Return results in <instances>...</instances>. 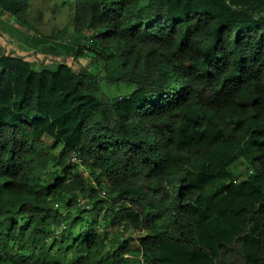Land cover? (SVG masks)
I'll use <instances>...</instances> for the list:
<instances>
[{
    "label": "trees",
    "instance_id": "1",
    "mask_svg": "<svg viewBox=\"0 0 264 264\" xmlns=\"http://www.w3.org/2000/svg\"><path fill=\"white\" fill-rule=\"evenodd\" d=\"M70 26L56 71L0 47V264H264V0H75Z\"/></svg>",
    "mask_w": 264,
    "mask_h": 264
},
{
    "label": "rangeland",
    "instance_id": "2",
    "mask_svg": "<svg viewBox=\"0 0 264 264\" xmlns=\"http://www.w3.org/2000/svg\"><path fill=\"white\" fill-rule=\"evenodd\" d=\"M142 1L143 3H147L149 0ZM29 4V10L32 13L33 18L35 17L37 20H31L27 28H24L16 22L15 17L9 16L0 23V41L5 42L8 40L10 41L9 49L12 51L16 49L19 53L24 55L28 54V60L34 63L36 70H40V67L45 65V69L56 71L59 63L63 62V60L69 57V55L72 56L77 51L78 46L89 44L88 39H78V37H75L71 31L70 20L73 19L75 0H29ZM49 33L51 34L49 35ZM32 38H36L35 42L32 41ZM1 42L0 44H2ZM46 45L56 46L58 54L57 56L52 55L51 57L53 59L42 63L41 59L44 58L43 54L39 58L33 56L31 53L37 49H43ZM90 62L91 59L89 58L82 59L80 63H75L73 68L75 70L82 69L84 66L90 64ZM68 63L73 65L74 62L72 59H69ZM94 67L95 66L92 67L93 70ZM121 88L123 89V87ZM130 89L132 90V88ZM104 90L113 96L115 93H121V91H117V87L107 88L104 86ZM52 169L58 170L55 166ZM231 170L237 181L246 179L247 169L243 162H238ZM9 224L10 220H2L0 222V231H6ZM87 229L88 222L85 221L75 226L73 231L75 234H80ZM101 229L103 230L104 227L101 226ZM60 232L61 231H59L58 235ZM54 254L63 264H70L76 258L74 250L71 252H65L59 247L54 248Z\"/></svg>",
    "mask_w": 264,
    "mask_h": 264
},
{
    "label": "crops",
    "instance_id": "3",
    "mask_svg": "<svg viewBox=\"0 0 264 264\" xmlns=\"http://www.w3.org/2000/svg\"><path fill=\"white\" fill-rule=\"evenodd\" d=\"M10 15H6V14H4V13H0V23L4 20V19H6V18H8ZM1 42V41H0ZM2 44H0V47H3L4 48V46L6 45L5 43H3V42H1ZM28 55V54H27Z\"/></svg>",
    "mask_w": 264,
    "mask_h": 264
},
{
    "label": "built area",
    "instance_id": "4",
    "mask_svg": "<svg viewBox=\"0 0 264 264\" xmlns=\"http://www.w3.org/2000/svg\"><path fill=\"white\" fill-rule=\"evenodd\" d=\"M72 159H73V162L80 163V160L76 156L73 155Z\"/></svg>",
    "mask_w": 264,
    "mask_h": 264
},
{
    "label": "clouds",
    "instance_id": "5",
    "mask_svg": "<svg viewBox=\"0 0 264 264\" xmlns=\"http://www.w3.org/2000/svg\"><path fill=\"white\" fill-rule=\"evenodd\" d=\"M1 13V12H0Z\"/></svg>",
    "mask_w": 264,
    "mask_h": 264
}]
</instances>
